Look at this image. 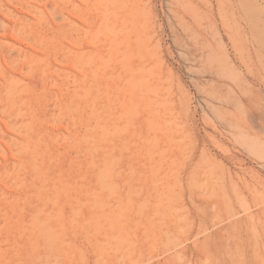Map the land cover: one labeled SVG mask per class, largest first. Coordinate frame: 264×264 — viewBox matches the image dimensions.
<instances>
[{
    "label": "rangeland",
    "instance_id": "rangeland-1",
    "mask_svg": "<svg viewBox=\"0 0 264 264\" xmlns=\"http://www.w3.org/2000/svg\"><path fill=\"white\" fill-rule=\"evenodd\" d=\"M57 7L0 54V264H264V0Z\"/></svg>",
    "mask_w": 264,
    "mask_h": 264
},
{
    "label": "bare ground",
    "instance_id": "bare-ground-1",
    "mask_svg": "<svg viewBox=\"0 0 264 264\" xmlns=\"http://www.w3.org/2000/svg\"><path fill=\"white\" fill-rule=\"evenodd\" d=\"M69 0H26L29 4V8L27 12L23 13V16L20 18H16L13 16L14 14L10 9H8L7 5L0 0V54L8 58H13V54L17 52L19 57L14 59V63H22L25 60L31 61L33 60V54L30 51L23 49L22 46L16 45L19 41L15 39L13 33H10L14 29V31H18L19 33H25L26 35L34 38H44L51 33H55L59 31L62 33L63 27L62 23H57L54 17L63 18L64 21L69 20V17H66L64 11H60L57 6L63 4L64 2H68ZM38 2V3H37ZM37 3L38 7L31 6V4ZM49 5H52V12L49 10ZM36 9H33V8ZM5 12V13H4ZM53 15L51 19L56 23L55 27L46 28L42 26L41 21H45L47 15ZM17 19L23 20L25 22L21 23L18 28ZM36 20L37 23L34 22ZM37 26V28L35 27ZM35 27V28H34ZM27 28V30L25 29ZM21 44V43H20ZM24 57L23 59H21ZM1 65V62H0ZM9 72L15 73L12 70ZM13 77V75H11ZM17 101H14V105ZM49 243V242H48ZM48 245V244H47Z\"/></svg>",
    "mask_w": 264,
    "mask_h": 264
}]
</instances>
